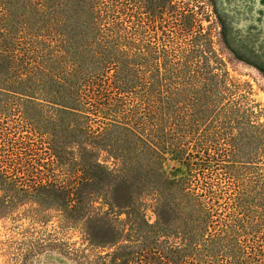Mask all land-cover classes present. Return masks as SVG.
Returning a JSON list of instances; mask_svg holds the SVG:
<instances>
[{
  "label": "trees",
  "instance_id": "16d2710c",
  "mask_svg": "<svg viewBox=\"0 0 264 264\" xmlns=\"http://www.w3.org/2000/svg\"><path fill=\"white\" fill-rule=\"evenodd\" d=\"M146 1L159 35L141 0H0V107L26 135L0 150V217L27 198L32 221L74 210L88 235L110 215L108 251L81 264H264L262 111L209 34L190 46L175 29L193 14ZM167 153L185 173L164 175ZM99 180L125 187L123 202ZM170 205L171 232L158 219ZM170 233L166 261L150 245Z\"/></svg>",
  "mask_w": 264,
  "mask_h": 264
},
{
  "label": "rangeland",
  "instance_id": "374dc122",
  "mask_svg": "<svg viewBox=\"0 0 264 264\" xmlns=\"http://www.w3.org/2000/svg\"><path fill=\"white\" fill-rule=\"evenodd\" d=\"M172 2L179 12L193 14V21L189 17V23L179 13L177 16L174 14L173 18L180 24L175 29L186 26L183 34L188 37L190 46L194 45L192 39L200 32L209 34L214 50L226 64L229 77L236 82L249 84L248 97L261 109V120H264V0H214L216 6L221 8V20L213 12L211 0ZM149 10L150 3L141 0L138 12L144 30H147V17H150L153 33L159 35L164 15L155 11L150 16ZM11 113L10 105L0 107V150L4 148L7 152L11 151L16 137L26 136L24 131L14 128ZM37 147L40 148H36V157L46 158V149L40 145ZM162 169L167 177H171V173L179 175L186 172V168L172 159L169 153L165 154ZM98 182L101 184L99 192H110V198L123 202L127 194L125 187L110 186L101 180ZM33 206L27 198H23L6 216L0 217V264H81L82 259L85 261L94 254L108 251L98 245H104L111 238L109 224L105 223L109 222L110 215L91 221L87 235L83 227L88 223L79 220L74 210L66 214L65 220L54 214L49 220L35 222L29 218ZM37 212L44 214L42 210ZM145 214L149 223L157 219L152 207H147ZM158 214V219L171 232V205ZM89 236L96 246L90 245ZM150 246L152 251H160L166 261H171V233Z\"/></svg>",
  "mask_w": 264,
  "mask_h": 264
},
{
  "label": "flooded vegetation",
  "instance_id": "af4514ba",
  "mask_svg": "<svg viewBox=\"0 0 264 264\" xmlns=\"http://www.w3.org/2000/svg\"><path fill=\"white\" fill-rule=\"evenodd\" d=\"M262 0H258V2H261ZM217 7V11L219 12V17H220V20H221V17H222V15H220L221 14V8H220V6H216Z\"/></svg>",
  "mask_w": 264,
  "mask_h": 264
}]
</instances>
